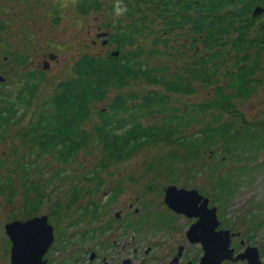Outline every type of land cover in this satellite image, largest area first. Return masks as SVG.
I'll list each match as a JSON object with an SVG mask.
<instances>
[{"label":"rangeland","instance_id":"rangeland-1","mask_svg":"<svg viewBox=\"0 0 264 264\" xmlns=\"http://www.w3.org/2000/svg\"><path fill=\"white\" fill-rule=\"evenodd\" d=\"M2 1L0 4L7 5L5 0ZM76 1L78 0H37L34 5L32 0H22L24 4L21 5L30 7V10L19 15L17 11L23 9L20 8V3L12 0L10 4L14 6L8 5L11 6L8 12L9 20L1 21L5 16L0 15V25L8 26V31L1 37L7 40L11 50L10 53L8 50L3 54L8 56L6 60L0 56V62L4 63L6 68L15 46H20L25 38L31 39L26 40L28 49L38 46V51H28V54H34L39 59L42 52L43 55L51 52L56 54L58 60L53 63L49 73L43 76V81L39 83L40 86L28 105L14 104L21 85L20 81H14L12 75L8 76V82L1 87L0 108L12 104L17 111L11 119L7 115V121L0 122V125L5 127L0 128V264H10V241L4 225L13 220H25L41 214L47 215V222L53 227L54 238L44 255L48 258L47 264H124L126 259L130 261L129 264H169L178 246H183V249L176 264H184L188 260L198 263V258L202 255L201 247L198 243H189L185 236L187 227L195 218L173 212L163 201V190L168 184L195 188L212 203L206 195V190H209L214 178V175L210 176L209 168L221 154H214L206 149L204 158L191 163L195 174L190 172V176L185 163L175 164L179 170L175 177L177 182L167 183L163 172L159 175V170L165 157L161 155L168 153L171 146L163 144L148 147L124 162H112L108 166L109 169L103 172V180L97 190L93 181L86 177L93 174L94 164L102 155L100 146L82 150L71 161L61 163L53 156V152L39 150L30 137L24 134L38 117L43 99L49 98L57 90L60 80L70 77L72 62L79 54H103L113 49V45H103L104 37L97 36L96 32L106 31L108 34L110 29L103 25L108 23L111 26L116 20L125 22L128 12H134L137 7H146L152 0H100L101 10L92 11L87 15L77 12L74 7ZM111 4L126 8V12L116 16V13L108 9ZM152 36L153 34H149L147 38ZM183 42L187 41L181 35L173 45ZM183 56L185 60L191 61V49L185 48ZM37 58L31 57L30 61ZM151 59L152 64L156 63V59ZM172 61L174 59H169L170 64L176 65ZM219 77L223 78V75ZM254 78L257 82L252 83L254 85L250 94L232 100L234 106L230 115L236 126L250 127L252 134L257 133V130L262 131L264 126V51L263 60ZM221 81L222 79L209 87L198 83L194 85L190 95H176L175 102L182 109L180 113L190 112L197 103L213 100L214 87ZM130 82L121 91H144L150 88L141 80ZM101 107H105V103H98L93 108L87 123L88 128L96 119L94 111ZM219 109L222 108L209 110L205 117L210 119L213 114L216 116L220 113L224 117L221 119L226 120L229 109H222V112ZM202 116L203 114L198 115L197 121L190 127H185L184 136L191 139L197 135L199 127L203 125ZM262 141L264 137L258 138L251 151L244 152L240 146L223 158L220 165L222 171L226 173L227 170L237 169V175H241L242 180L226 205L218 206L217 202L213 205L217 209L216 216H219V228L240 233L231 239L230 246L234 253L243 251L247 245L255 246L260 261L264 264V148H260ZM215 148L216 146L211 149ZM150 163L153 164V169L147 171ZM169 164L171 162L168 161L165 166L168 170ZM240 168H243V171ZM232 173L234 174L233 171ZM154 176L158 177L155 180L156 188L153 182H150V178ZM187 183L189 186H186ZM117 186L118 196L103 208L101 216H84L80 219V212L84 211L89 202L95 201L104 205ZM73 189L78 190V198L75 203L70 204ZM38 200L40 203L34 207L33 212L26 213L25 205L29 202L36 203ZM117 211L119 217L116 219L114 213ZM108 221H111V230L103 234L100 227L106 226ZM93 228L97 229L99 234L91 232ZM93 252L95 256L90 258ZM245 262L246 260H239L236 263L223 264Z\"/></svg>","mask_w":264,"mask_h":264},{"label":"trees","instance_id":"trees-1","mask_svg":"<svg viewBox=\"0 0 264 264\" xmlns=\"http://www.w3.org/2000/svg\"><path fill=\"white\" fill-rule=\"evenodd\" d=\"M258 6L264 8V0H152L150 5L128 12L125 22L116 20L111 26L103 25L110 29L103 45H113L119 54L112 56L110 51L79 54L72 62L70 77L60 80L57 90L43 99L38 117L24 134L39 150L53 152L61 163L71 161L82 150L100 146L102 155L94 164L93 174L86 177L97 190L103 172L112 162H124L145 148L171 146L168 153L161 155L165 157L159 170L167 183L177 182L175 177L179 170L175 164L185 163L188 175L195 174L191 163L204 158V151L208 149L221 157L209 168L214 178L206 195L211 205L215 202L218 206L226 205L242 176L237 175V169L232 170L234 174L231 170L224 173L220 168L223 158L240 146L244 152L251 151L256 140L264 136L252 134L245 125L236 126L234 121L221 120L217 116L220 113L210 119L205 113L230 108L232 99L248 96L253 89L251 84L257 82L254 75L264 51V10L253 14ZM74 7L78 13L87 15L100 11L102 3L78 0ZM117 8V4H111L108 9L116 13ZM146 34L153 36L148 39ZM181 35L187 42L173 45ZM185 48L192 51L191 61L183 56ZM151 58L156 59V63L152 64ZM169 59H174L172 62L176 65L170 64ZM220 79L222 82L214 87L213 100L197 103L190 112L180 113L182 109L175 102L176 95H190L195 84L209 87ZM139 80L150 88L121 91L130 81ZM40 81L43 77L28 79L19 89L14 104H30ZM98 103H105V107L94 111L96 119L88 128L93 108ZM16 111L12 104L1 107L0 122L7 121V115L11 119ZM200 114H203L200 131L191 139L184 136L185 127L197 121ZM0 128L5 129L2 125ZM214 146L216 148L211 149ZM262 146L260 148H264ZM168 161L171 162L169 170L165 167ZM151 169L152 163L146 170ZM157 179V176L150 178L154 188ZM118 186L104 205L89 202L80 212V219L101 216L103 208L118 196ZM77 198L78 190L73 189L70 204ZM39 203L38 200L26 204V213L31 214ZM109 226L111 221L100 230ZM91 232L99 234L94 228Z\"/></svg>","mask_w":264,"mask_h":264},{"label":"water","instance_id":"water-1","mask_svg":"<svg viewBox=\"0 0 264 264\" xmlns=\"http://www.w3.org/2000/svg\"><path fill=\"white\" fill-rule=\"evenodd\" d=\"M263 10L264 8L258 6L253 14H259ZM96 35L106 36L107 32H99ZM105 42L106 39L102 41V44ZM110 54L117 56L119 51L113 50ZM3 80L4 78L0 76V81ZM163 193V201L172 211L188 218H195L186 230V238L189 243H200L203 254L198 263L187 261L184 264H221L225 260L231 262L246 260L243 264H262L255 246L248 245L243 251L234 255V249L230 243L232 237L237 236L238 233L218 228L216 207L209 206L207 196L201 195L195 188L188 189L175 184H168ZM115 216H119V212H116ZM5 232L11 241L10 264L47 263V259L43 257L54 237L53 227L47 222V215L6 223ZM181 250L182 246L178 248L170 264L177 261Z\"/></svg>","mask_w":264,"mask_h":264},{"label":"flooded vegetation","instance_id":"flooded-vegetation-1","mask_svg":"<svg viewBox=\"0 0 264 264\" xmlns=\"http://www.w3.org/2000/svg\"><path fill=\"white\" fill-rule=\"evenodd\" d=\"M5 1L7 2V5L6 4H0V15L5 16L1 20L3 22H6V21L9 20L8 12H9L11 6H8V5L14 6V4H10V1H12V0H5ZM13 1H16L17 3H20L19 6H21L20 8L23 9V10L19 9L17 11L19 15H22L24 12H26V11L28 12L30 10V7H27L26 5H21V4H24L22 2V0H13ZM24 1L26 2V0H24ZM28 1L30 2V0H28ZM32 1L34 2V5H36V1L37 0H32ZM2 2L3 1L0 0V3H2ZM34 9H35V6H34ZM3 22H1V23H3ZM6 31H8V26L5 25V26H2L1 27V25H0V56L2 55L3 58H4V60H6L8 56L7 55H3V54L4 53H7L8 50H9V53L11 51L10 48H9V45L7 44V40L6 39H3L1 37L2 35H5L4 32H6ZM23 40H25V41L22 42L20 44V46H18V45L15 46V50L12 52V57L8 60L9 63L7 65V68L5 67L6 65L4 63H1L0 62V76H2L4 78L3 81H0V91H1V87L8 82V76L9 75H12L14 77V81H18V82L20 81L19 82L20 85H21L20 88H22V87L25 86V84H26V82H27L28 79H33V77H35V76H38V77L42 78L44 75L48 74L49 71L53 67V63H55V62L58 61L56 54L51 53V52H46L44 55H43V52H42L41 53V57L39 59L34 54H28V51H38V46H32L31 47V50H30V49H28L26 40H29L30 41L31 39L25 38V39H22V41ZM33 40H35V39H33ZM39 54H40V50H39ZM31 57L32 58H37V59H31V61H30V58ZM39 83H41V81ZM251 85H254V84H251ZM233 106H234V104H233ZM233 106H231L230 108H228L229 111H230V113L228 115V118L226 119L228 121H234L232 118H230V115L232 113V107ZM222 109H219V111L222 112L223 111ZM217 116H219L220 119H221V117L224 118L223 117V114H219ZM257 133L259 135H263L264 136V126H262V131L257 130ZM41 215H46V214H41ZM41 215H35V216H41ZM114 217L117 219L119 216H115L114 215ZM21 221H24V220H21ZM110 228H111V226H109L107 229H105L103 231V234L106 233V232L108 233L111 230ZM82 233H85V232H81V234ZM8 239H9V237H8ZM9 241H10V239H9ZM191 244H193V243H191ZM198 244L200 245L201 250H202V253L201 254H203L202 245L200 243H198ZM10 245H11V241H10ZM179 247L180 246H178V248ZM182 249H183V246H182ZM177 252H178V249L176 251V254H177ZM181 254H182V250H181V253H180L179 257L181 256ZM94 256H95V252H93L90 255V258H93ZM173 257L171 258V261H172ZM179 257H178V259H179ZM200 257L201 256H199L197 262H199ZM178 259H177L176 262H174V264H176L178 262ZM47 260H48V258H47ZM188 261H190V260H188ZM129 262L130 261L128 259H126V260H124L123 263L124 264H126V263L129 264ZM225 262H230V261H223L222 264L225 263ZM192 263H193V261H192ZM233 263H236V262H233Z\"/></svg>","mask_w":264,"mask_h":264},{"label":"clouds","instance_id":"clouds-1","mask_svg":"<svg viewBox=\"0 0 264 264\" xmlns=\"http://www.w3.org/2000/svg\"><path fill=\"white\" fill-rule=\"evenodd\" d=\"M125 12H126V8H124V7L117 8V10H116V16H121Z\"/></svg>","mask_w":264,"mask_h":264}]
</instances>
